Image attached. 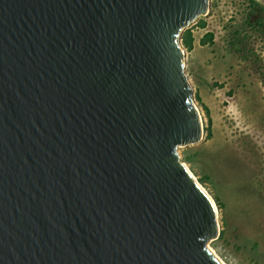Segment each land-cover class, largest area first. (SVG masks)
<instances>
[{
    "label": "water",
    "instance_id": "obj_1",
    "mask_svg": "<svg viewBox=\"0 0 264 264\" xmlns=\"http://www.w3.org/2000/svg\"><path fill=\"white\" fill-rule=\"evenodd\" d=\"M211 0H0V264H223L182 160L183 32Z\"/></svg>",
    "mask_w": 264,
    "mask_h": 264
},
{
    "label": "rangeland",
    "instance_id": "obj_2",
    "mask_svg": "<svg viewBox=\"0 0 264 264\" xmlns=\"http://www.w3.org/2000/svg\"><path fill=\"white\" fill-rule=\"evenodd\" d=\"M251 1L211 0L186 48L203 136L179 151L216 203L219 234L209 246L226 264H264V32L253 22L264 18V0ZM208 31L214 41L202 44Z\"/></svg>",
    "mask_w": 264,
    "mask_h": 264
},
{
    "label": "trees",
    "instance_id": "obj_3",
    "mask_svg": "<svg viewBox=\"0 0 264 264\" xmlns=\"http://www.w3.org/2000/svg\"><path fill=\"white\" fill-rule=\"evenodd\" d=\"M251 4L255 5L256 2H254V0L251 1ZM250 17V16H249ZM248 17V18H249ZM259 17H257V14L256 16L254 17V20L253 22L256 24V25H259L260 27V30H262L264 32V18H261V19H258ZM198 25L201 26V27H205L206 25V21L202 18L199 22H198ZM182 40H183V43L185 45L186 48H188L189 50L193 48L194 46V40H195V37H194V34H193V30H192V27L191 28H188L186 29L183 34H182ZM202 44H205V43H212L214 41V33L212 31H208L204 34L203 38L200 40Z\"/></svg>",
    "mask_w": 264,
    "mask_h": 264
},
{
    "label": "bare ground",
    "instance_id": "obj_4",
    "mask_svg": "<svg viewBox=\"0 0 264 264\" xmlns=\"http://www.w3.org/2000/svg\"><path fill=\"white\" fill-rule=\"evenodd\" d=\"M198 108V107H197ZM200 112V111H199ZM201 115V114H200ZM202 118V117H201ZM203 121V120H202ZM213 250V249H212ZM214 253H215V251H213ZM216 254V253H215ZM217 255V254H216ZM218 256V255H217ZM219 257V256H218ZM219 259L221 260V258L219 257ZM221 262L223 263V264H226L224 261H222L221 260Z\"/></svg>",
    "mask_w": 264,
    "mask_h": 264
},
{
    "label": "crops",
    "instance_id": "obj_5",
    "mask_svg": "<svg viewBox=\"0 0 264 264\" xmlns=\"http://www.w3.org/2000/svg\"><path fill=\"white\" fill-rule=\"evenodd\" d=\"M194 37H196V36H194ZM197 44V41H196V39H195V41H194V45H196Z\"/></svg>",
    "mask_w": 264,
    "mask_h": 264
}]
</instances>
